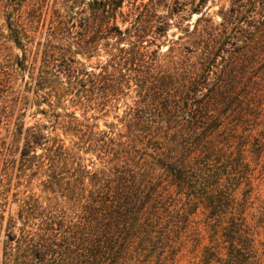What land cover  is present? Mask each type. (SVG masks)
Instances as JSON below:
<instances>
[{
  "label": "trees",
  "instance_id": "trees-1",
  "mask_svg": "<svg viewBox=\"0 0 264 264\" xmlns=\"http://www.w3.org/2000/svg\"><path fill=\"white\" fill-rule=\"evenodd\" d=\"M263 160L264 0H0V264H264Z\"/></svg>",
  "mask_w": 264,
  "mask_h": 264
},
{
  "label": "rangeland",
  "instance_id": "rangeland-1",
  "mask_svg": "<svg viewBox=\"0 0 264 264\" xmlns=\"http://www.w3.org/2000/svg\"><path fill=\"white\" fill-rule=\"evenodd\" d=\"M148 0H144V2H146ZM180 2L184 1L186 2L187 0H179ZM211 4H209L208 6H210ZM218 6H215L213 8H211L209 10V12H213L217 10ZM194 19V18H193ZM191 19V21L193 20ZM192 22L190 21H182L183 26H186L188 24H191ZM178 33L175 29L171 30L170 34H175ZM264 161V160H263ZM261 177V178H260ZM258 179H260L257 182V194H256V198L259 200H264V170L261 172L260 175H258ZM206 242H202L200 245L197 246H192V247H188L187 249H185L182 253V255L179 257L178 259V264H192L193 262H196L199 255H200V250L202 248L203 245H205Z\"/></svg>",
  "mask_w": 264,
  "mask_h": 264
}]
</instances>
